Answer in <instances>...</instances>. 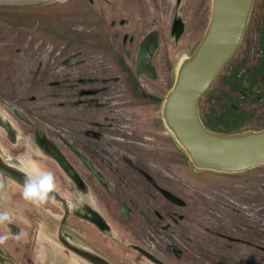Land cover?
<instances>
[{
	"label": "rangeland",
	"instance_id": "rangeland-1",
	"mask_svg": "<svg viewBox=\"0 0 264 264\" xmlns=\"http://www.w3.org/2000/svg\"><path fill=\"white\" fill-rule=\"evenodd\" d=\"M105 1L0 7V156L24 171H52L63 198L37 208L0 170V211L12 214L13 234L27 233L0 246V264H91L62 245L61 231L113 264H264V165L199 170L162 117L178 66L207 31L212 0L157 1L159 25L169 27L156 80L126 77L140 30L133 43L123 41L126 27H91L103 24ZM242 79L256 87L233 112L216 100L217 129L264 128V0H255L242 45L203 107L220 82L233 96Z\"/></svg>",
	"mask_w": 264,
	"mask_h": 264
},
{
	"label": "water",
	"instance_id": "water-1",
	"mask_svg": "<svg viewBox=\"0 0 264 264\" xmlns=\"http://www.w3.org/2000/svg\"><path fill=\"white\" fill-rule=\"evenodd\" d=\"M49 1L0 0V7H31ZM254 5L255 0H212L211 19L200 47L180 63L176 82L164 100V123L199 170L235 174L264 165V128L238 133L215 132L205 126L200 114L201 100L242 45ZM150 45L156 48L157 34H150L142 41L136 68L138 74L156 79V70L150 64ZM48 149L71 172L61 154L52 146ZM0 170L23 184L26 171L8 164L1 156ZM55 200L63 201L58 192ZM59 240L91 264H113L62 231Z\"/></svg>",
	"mask_w": 264,
	"mask_h": 264
},
{
	"label": "flooded vegetation",
	"instance_id": "flooded-vegetation-1",
	"mask_svg": "<svg viewBox=\"0 0 264 264\" xmlns=\"http://www.w3.org/2000/svg\"><path fill=\"white\" fill-rule=\"evenodd\" d=\"M157 1L158 0H106L103 24L100 25L94 23L91 26V27L99 26V28L107 27V29H109L108 27H126V28L129 27L127 29L125 28V30L126 31L128 30L132 33H129V35H127L128 32L124 33L123 41H125L127 36H129L131 39L130 41H132L133 43L134 42L137 43L138 34H135V32L140 30L139 32L142 40L137 43L138 49L135 55V65L137 63V57L142 41H144V39L150 34L153 33L157 34L156 48L153 45H150L151 47L150 51L152 53L150 64L153 65V67L156 70V74H157L156 79H158L159 77V68L161 65H163L162 60L164 55L163 52H161V48H162L161 45L163 43V40L167 38L165 36V30H168L167 27H169L168 23L159 25V16H158L159 12H158ZM185 6H186V2H183V12H185L184 11ZM95 21L99 22V19H96ZM170 27H173V25L171 24ZM231 73H232V69L229 73V76ZM126 77L137 78L140 80L144 78H148L150 80H156L146 74H138L136 66H135V72H131V74L126 75ZM228 80H231V78L228 77ZM224 85H225V80L220 82V86L216 89V94L213 93L212 96H209L210 98L206 100L204 107L202 104L204 97L201 100V104H202L200 106V114L202 115L201 119L204 122L205 126L208 128L210 126L216 128L217 124H219L216 122L219 116L216 110L218 104L216 100L224 97L225 100H227V106L230 107V110L232 112L237 110V108L245 105L246 101H248V97H249L248 89L242 90L240 92H236V94L230 96L227 95V89L224 88ZM111 185L113 187L116 186L115 183Z\"/></svg>",
	"mask_w": 264,
	"mask_h": 264
},
{
	"label": "clouds",
	"instance_id": "clouds-1",
	"mask_svg": "<svg viewBox=\"0 0 264 264\" xmlns=\"http://www.w3.org/2000/svg\"><path fill=\"white\" fill-rule=\"evenodd\" d=\"M24 177L21 195L25 201L37 208L49 201L55 202L58 185L52 171L36 167L26 171ZM3 188L4 184L0 181V196H2ZM70 207H76V205L70 202ZM10 225H13L12 214L9 211H0V227L5 229V232L0 234V246L5 245L9 239L20 242L27 238V233L22 230L13 234Z\"/></svg>",
	"mask_w": 264,
	"mask_h": 264
},
{
	"label": "trees",
	"instance_id": "trees-1",
	"mask_svg": "<svg viewBox=\"0 0 264 264\" xmlns=\"http://www.w3.org/2000/svg\"><path fill=\"white\" fill-rule=\"evenodd\" d=\"M55 5H57V4H55ZM261 74H262V71H261V73H260L259 70L256 72V74H255L256 81L261 76ZM242 81H243V79L240 80V82H238L239 88H237V89L246 90V89H250V88H255L256 87L255 86L256 84L252 81V79L251 80L250 79L249 80H244L243 82H247V85H245V86L241 85ZM200 106H201V102H200ZM232 126L234 127V125H232ZM230 127L231 126H229V129L225 130V131L221 130V129L214 128L213 126H210L209 128L208 127L207 128L212 130V131L221 132V133H236V132H239V130L237 129L238 127H234V128L232 127L231 129H230Z\"/></svg>",
	"mask_w": 264,
	"mask_h": 264
}]
</instances>
